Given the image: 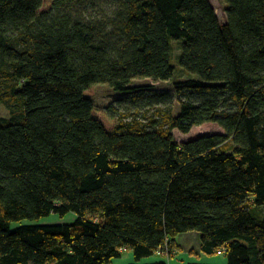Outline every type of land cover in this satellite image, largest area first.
Instances as JSON below:
<instances>
[{
	"label": "trees",
	"instance_id": "obj_1",
	"mask_svg": "<svg viewBox=\"0 0 264 264\" xmlns=\"http://www.w3.org/2000/svg\"><path fill=\"white\" fill-rule=\"evenodd\" d=\"M223 1L225 23L211 0H0V264H168L142 261L193 232L264 264V0Z\"/></svg>",
	"mask_w": 264,
	"mask_h": 264
},
{
	"label": "rangeland",
	"instance_id": "obj_2",
	"mask_svg": "<svg viewBox=\"0 0 264 264\" xmlns=\"http://www.w3.org/2000/svg\"><path fill=\"white\" fill-rule=\"evenodd\" d=\"M213 6L216 9V12L218 14V17L222 23L226 22V14H225V3L223 0H211ZM170 43L173 47V60L174 65L176 66V72H175V79H188V78H194L195 76H191L190 74L186 73L183 68L181 67V63H179V57L182 56L183 52V40H170ZM179 43V44H178ZM181 61V58H180ZM179 63V64H178ZM132 86H148L150 87V90H152L155 93H172L173 92V86L171 82H160L155 81L153 79H136L132 83ZM123 97L122 94L116 93L113 89H111L107 85H97L95 88V93L91 96V98L94 100L97 106L105 108L111 104H115L118 100H120ZM178 105L176 104L175 109L177 110ZM9 111L6 107L0 106V117H9ZM217 133H223L222 129L215 125V124H205L199 127H195L192 129V131L189 134H182L178 130H174L173 134L177 141L180 143L186 142L204 135H211V134H217ZM75 219V215L70 214L66 216L65 218H61L56 215H52L49 218L42 221L43 224H55V223H65V222H71ZM199 234H190L187 235L185 238L182 236H179L176 239L177 244H182L183 248L182 250H178L179 247L177 244L174 245V248H171L172 251H174L176 248L177 254L174 255L172 258L161 257L158 255H155L151 258L144 259L143 261L147 260H165L168 264H173L175 262H179L180 260H189L194 259L195 262H203V263H216L220 264L222 263L225 258L223 256H214L211 261L204 260L207 258L206 256H199V258L203 260L196 259L197 256L195 254H189L194 252V249H199ZM173 246V245H172ZM170 250V249H169ZM193 257V258H192ZM134 263V256L132 251H126L121 258L115 259L113 264H131ZM190 263V262H189Z\"/></svg>",
	"mask_w": 264,
	"mask_h": 264
},
{
	"label": "crops",
	"instance_id": "obj_3",
	"mask_svg": "<svg viewBox=\"0 0 264 264\" xmlns=\"http://www.w3.org/2000/svg\"><path fill=\"white\" fill-rule=\"evenodd\" d=\"M190 234H196V235H198L197 233H195V232H193V233H188V234H185V235H182V237L183 238H185L187 235H190ZM199 237V240H200V236H198ZM175 244H177L176 242H175ZM174 244V245H175ZM177 246L179 247V249L178 250H182L181 248H183L182 246V244H177ZM177 249V248H176ZM174 250L173 251V256L174 255H176L177 254V250ZM191 251H189V254H195L196 256H197V258L196 259H198V260H203V259H201V258H199V255H200V253H201V242L199 241V249H197V248H195L194 249V252L193 253H190ZM125 253V252H124ZM123 253V254H124ZM191 258V257H190ZM189 258V260L190 261H188V259L187 260H180L179 262H175L174 261V263L173 264H189V262H195V261H193L194 259H190ZM193 258V257H192ZM213 258H210V257H207V258H205L204 260H208V261H211ZM156 259H152V260H147V261H145V262H150V261H155ZM157 260H159V259H157ZM164 261V260H163ZM143 263H145L144 261H142ZM226 262V260H223L222 261V263H225ZM132 264V263H131ZM172 264V263H171Z\"/></svg>",
	"mask_w": 264,
	"mask_h": 264
},
{
	"label": "built area",
	"instance_id": "obj_4",
	"mask_svg": "<svg viewBox=\"0 0 264 264\" xmlns=\"http://www.w3.org/2000/svg\"><path fill=\"white\" fill-rule=\"evenodd\" d=\"M221 253V252H220Z\"/></svg>",
	"mask_w": 264,
	"mask_h": 264
}]
</instances>
